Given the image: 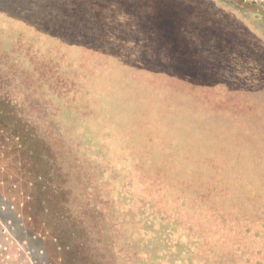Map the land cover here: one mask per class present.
I'll list each match as a JSON object with an SVG mask.
<instances>
[{
	"label": "trees",
	"instance_id": "trees-1",
	"mask_svg": "<svg viewBox=\"0 0 264 264\" xmlns=\"http://www.w3.org/2000/svg\"><path fill=\"white\" fill-rule=\"evenodd\" d=\"M236 12L0 0V146L35 177L68 261L264 264V110L239 100L260 95L264 33ZM99 102L125 141L88 134Z\"/></svg>",
	"mask_w": 264,
	"mask_h": 264
},
{
	"label": "rangeland",
	"instance_id": "rangeland-1",
	"mask_svg": "<svg viewBox=\"0 0 264 264\" xmlns=\"http://www.w3.org/2000/svg\"><path fill=\"white\" fill-rule=\"evenodd\" d=\"M219 1L230 9H237L236 14L240 18L249 19L257 31L264 33V0ZM247 86L258 91L260 95L240 97L239 100L262 104L264 110L263 82L250 81ZM137 90L141 92V88ZM157 97L153 96V99ZM177 98L180 99L178 95ZM101 104L102 102L91 103V107H86V113H82L83 118L88 122V134L102 139V133H106L110 135L108 136L110 139H113L112 142L125 141V138L129 137L118 126L112 124L110 118L107 117L106 120L102 113L97 111ZM156 118L158 124L162 126L172 123L167 124L160 116ZM241 119L243 122H248L246 116L242 114ZM152 121L157 120L153 118ZM143 122L141 121L140 127L142 131H144ZM151 128L156 130L154 126ZM142 135H140L141 143L144 141ZM214 139L219 140V138ZM193 142L196 148L195 141ZM196 150L201 154L204 152V147L201 146L200 150L198 148ZM214 151L221 152V149L216 147ZM9 152L7 148L0 146V264H80V262L68 261L65 249L60 248L59 243L51 236V232H48L46 210L41 206L43 204L39 195H35L37 194L35 177L28 172V167L14 161V152Z\"/></svg>",
	"mask_w": 264,
	"mask_h": 264
}]
</instances>
